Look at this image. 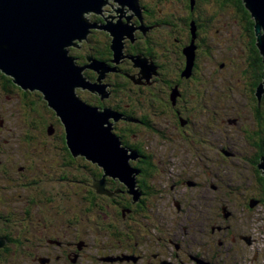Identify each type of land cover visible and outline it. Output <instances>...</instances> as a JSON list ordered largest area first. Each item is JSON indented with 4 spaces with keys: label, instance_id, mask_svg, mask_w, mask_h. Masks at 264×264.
Wrapping results in <instances>:
<instances>
[{
    "label": "flooded vegetation",
    "instance_id": "flooded-vegetation-1",
    "mask_svg": "<svg viewBox=\"0 0 264 264\" xmlns=\"http://www.w3.org/2000/svg\"><path fill=\"white\" fill-rule=\"evenodd\" d=\"M108 4L109 8H114V3ZM125 6L117 9L120 15L128 11ZM136 7L138 10L129 7L131 15L126 14L119 20L129 21L128 27L132 29L129 40L123 43V59L118 63L110 60L112 36L104 28V22L108 21L105 14L110 13L106 7L105 11L101 9L100 15L91 16L95 20L92 21L94 28L104 29L101 33L90 30L86 43L79 48L85 50L84 53L75 51L79 55L76 61L85 65L88 58H95L106 63L110 69L103 80L110 92L109 98L103 101L106 107L112 106L117 98L140 99L137 101L146 109L145 117L153 120V128L156 127L159 134L157 140L171 145L178 161L192 159L195 170L187 168L190 162L183 167L175 162L170 171L165 168L167 153H148V157L121 141L122 146L130 149L128 154L133 155L129 163L139 168L130 164L136 170L134 187L105 172L103 177L94 178L91 185L83 175L74 178L75 175L69 173L75 169L65 158L57 161L50 153L43 154L44 158L34 154L25 156L2 139L0 210L5 214L0 211V224H13L14 238L0 239V263L248 262H245L244 245L252 239L245 231H238V224L208 220V202H221L212 214L224 219L228 215L223 210L224 202L230 204L220 194L208 197V190L225 191L228 195L236 193L235 202L247 212H252L256 203L264 206V171L256 166L264 144L260 139L264 134V93L257 99L250 88L259 75L260 55L257 50L255 56L252 55L251 37L238 21L230 15L213 12L212 7L208 9V0H136ZM164 13L169 16L164 17ZM110 23L115 24V21H108ZM92 44L95 47L87 51L86 47ZM136 56L146 60L149 76L144 73L145 68L135 65ZM188 61L190 67L186 71ZM83 74L91 82L98 77L97 71L91 68ZM169 78H172L174 91L170 98L164 89ZM113 79L122 83L116 84ZM125 86L126 94L120 91ZM222 91L227 97H233V93L241 95L244 98L241 105L234 98L224 104ZM78 95L87 100L100 98L93 92L83 95L78 92ZM86 99L90 105L98 107ZM0 105L5 108L0 110L1 133L8 125L4 116H10L9 103L5 104L1 95ZM21 115L23 113L19 117ZM242 118L248 120L236 124ZM111 122L113 127L114 124L127 125L122 116ZM231 124H235L242 136L246 152L240 153L236 138L225 131L233 128ZM140 126L152 134L147 124ZM170 128L171 134L166 132ZM139 137L144 147L150 142L147 137ZM208 150L223 162H227L229 156L240 158L250 169L252 185L227 186L230 176L221 178L208 168L211 161ZM148 162L151 163L149 168L140 165ZM94 164L99 171L102 169L98 163ZM105 178L109 182L106 183ZM201 189L205 192L197 191ZM241 189L246 192L241 194ZM186 212L190 216L182 218ZM261 253V248L257 247L252 258L255 263L264 264Z\"/></svg>",
    "mask_w": 264,
    "mask_h": 264
},
{
    "label": "water",
    "instance_id": "water-1",
    "mask_svg": "<svg viewBox=\"0 0 264 264\" xmlns=\"http://www.w3.org/2000/svg\"><path fill=\"white\" fill-rule=\"evenodd\" d=\"M117 2L115 24L105 22L111 33L115 58H123V37L131 36L132 29L119 22L123 15H116L124 5L138 10L136 0H113ZM255 24L257 45L264 63V0H243ZM107 0H0V70L12 76L14 82L24 89L39 90L51 108L56 111L65 126L67 144L73 155H84L98 163L105 175L119 178L131 188L135 185L136 170L129 163L130 149L122 146L120 138L113 132L110 118L120 116L110 108L100 109L82 100L76 88L97 91L104 99L110 95L108 85L101 84L107 64L88 58L89 64L80 67L70 54L68 46L79 49L75 40L87 38L90 28L96 25L84 13L101 14ZM109 5V4H108ZM116 6V5H114ZM127 12V11H126ZM131 15V14H130ZM129 15V16H130ZM102 28V29H104ZM97 29V28H96ZM75 41V42H74ZM86 41V40H85ZM124 53V52H123ZM135 65L144 69L149 76L147 62L141 56L134 58ZM83 68L97 71L95 83L87 80ZM115 68V67H113ZM264 93V80L257 90L260 99ZM115 121V120H114ZM259 167L264 171V157Z\"/></svg>",
    "mask_w": 264,
    "mask_h": 264
},
{
    "label": "trees",
    "instance_id": "trees-1",
    "mask_svg": "<svg viewBox=\"0 0 264 264\" xmlns=\"http://www.w3.org/2000/svg\"><path fill=\"white\" fill-rule=\"evenodd\" d=\"M208 7H209L208 9L212 7L211 9H213V12H216L217 14L230 15L231 17H234L235 20L238 21V25L242 29H245L246 35L251 37L252 41H250V43L252 48L251 49L252 55L255 56V51L257 50L260 57H259V64L257 69L259 71V75L257 76V78L255 77V79L252 81L250 88L253 90V92H255L257 99H259L257 96V90L260 84L264 80V63H263L262 54L257 45V36L254 28L255 21L251 16L250 11L246 8L243 0H208ZM163 16L167 17L169 16V14L164 13ZM111 50L113 51L112 48ZM70 54L75 58L79 57V55L75 53L74 50L71 51ZM95 56H97V54ZM114 58L115 56L113 51L111 53V59H110L111 63L114 62L113 61ZM167 62H169V60H167ZM167 65L169 66V63ZM189 67H190V62L188 61L185 70L188 71ZM114 81L116 82V84L122 83L121 81L118 80H114ZM122 85L124 86V84ZM126 88H127L126 86L124 88H120V91L126 94L127 93ZM0 89H1L0 90L1 100L5 101V104L7 103L12 104L10 102V99L7 98L8 96H10V98L12 97L11 100L17 99L20 108L23 109V115L19 117V121L20 124L24 127V130L22 134L19 136L20 138L19 142H21L20 144L25 146L26 148L34 146V148L31 147L30 151L23 152L25 156H30L34 154V155H41V158H44L43 154L50 153L57 161H60V159L65 158V160H67L66 162H69L71 168L75 169L74 172L70 171L69 173L70 174L73 173L75 175L74 178L83 175L85 180L89 182L91 185L93 183L94 178L96 177L101 178L104 176V169L102 168L103 171L102 169H100L99 171L97 166L94 163H92V161L89 160L86 156L73 155L67 144L65 126L62 123L60 117L56 114V111L49 106L48 101L44 98V94L41 91L22 88L20 85L14 82L12 76L5 74L1 70H0ZM164 89L166 91L167 97L169 98L173 97L174 91L172 87V78H169V80L165 82ZM107 98H109V96L104 99ZM104 99L100 97L99 99L93 98V100L92 99H88V100L86 99V100L97 105L98 108L103 109L106 108V104L103 102ZM126 100L125 99L120 100L119 98H117L116 100H114V104L112 106L107 107L114 110L118 114H121L119 116H122V119H125V121H127L126 122L127 125L118 124L115 126L114 124L112 130L115 133V135H117L120 138L121 141L127 144L126 146L128 147L132 146L138 151V153L150 157L148 153H153V152L148 150L147 147L145 148L143 146V141L140 140L139 138V135L142 133L141 130L144 131V129H142V127L140 126L141 123L147 124L148 127H150L149 129L153 135L159 136V134H157L156 127L153 128V120L145 117L147 114L146 109L141 108L139 101H137L140 99L134 100L132 98L131 101L128 98V100L127 101ZM19 101H21V103ZM16 127L19 126L17 125ZM54 129H56V131ZM262 130H264V128ZM144 133L146 132L144 131L143 134ZM260 139L261 141H264V134L260 135ZM263 157H264V144H263V151L261 152V156L260 158H258L259 161L256 164V166L259 169H260L259 164ZM130 164L134 167L136 166V164H134L133 162L131 163V161ZM150 164H151L150 162L144 164L140 163V165H142L143 168H149ZM135 168L138 167L136 166ZM43 169H47V168H43ZM105 182L106 183L109 182V179L105 178ZM263 185H264V180H263ZM1 214H5V213H2L1 211ZM13 227L14 226L11 223L0 224V239H3L5 237L7 239L14 238ZM4 264L6 263L4 262Z\"/></svg>",
    "mask_w": 264,
    "mask_h": 264
},
{
    "label": "rangeland",
    "instance_id": "rangeland-1",
    "mask_svg": "<svg viewBox=\"0 0 264 264\" xmlns=\"http://www.w3.org/2000/svg\"><path fill=\"white\" fill-rule=\"evenodd\" d=\"M110 1L112 3H114V5H116V6H114L113 9H116V7H121V5H117V2H113V0H107V2H110ZM106 7H108V9L110 11H112V9L109 8V5L107 3L102 5L101 9L105 11ZM125 7H126V9H128L127 6H125ZM129 12H130V9L127 12H125L124 16L126 14L130 15ZM100 13H101V11H100ZM107 14L109 16H110V14L112 16H115V11H113L111 13H106L105 14L106 17H107ZM84 15L90 21H95L91 18V16H94V15L98 16L99 14H96V13H93L92 11H90V12H88V14L84 13ZM116 15H119V13H117ZM122 18L123 17H121L120 20ZM117 19H118V17H114L112 19V21H115ZM110 20H111V18H108V21H110ZM124 24H126V21L124 22ZM127 24L130 25L129 23H127ZM104 25H105V22H104ZM90 30H94L98 33H101L100 30H102V29L90 28ZM122 37L124 38L123 42H124V40H129V38H126V35H124ZM85 40H86V38L80 40L79 43H78V40H75V41H76L78 46L82 47V44L86 43ZM94 47L95 46L93 44L89 45L86 47V50L89 51V48L91 49ZM67 48L71 49L70 53L73 50L78 51V52H82V53H84V51H85L83 49H78L76 47H73L72 45L68 46ZM121 53H122V55H125L123 53V49H122ZM121 59H123V58H121ZM119 61H120V59H119ZM87 64H89L88 61L85 65H87ZM78 65L80 67H82L84 64L78 63ZM86 69H88V68H83L82 73H84L86 71ZM106 73L107 72H105V74ZM103 80H104V78L99 79V82L101 84H106ZM95 82H96V80L92 83H95ZM106 85H108V84H106ZM76 90L78 92H80L81 95H83L86 92H91L87 88L82 89V87H77ZM94 93L98 94L97 91H94ZM221 93H222V95H221L222 102H224V104L226 102H231L232 98H234L236 100H239V105H241V103L244 99V98L242 99L241 95H239L238 93H233L232 94V95H234L233 97L232 96L227 97V93H223V91ZM10 102L12 103V104L9 103L10 116L8 114H6L7 117L4 116L5 119L8 121L7 122L8 125H6L5 128H3L1 130L0 145L3 143L2 139H5L8 142H10V145H13L15 147V149L17 148L16 151L18 153L30 151L31 147L34 148V146L26 148L25 146L17 143V141H19L18 136H20L24 130V127L20 124V121H19V115L21 113H23V109L20 108V105L17 102V99L16 100H10ZM236 106H238V105H236ZM222 107H226V106H222ZM4 109L5 108H0V110H4ZM246 118H242V119L238 120V122H236V124L246 122L248 120ZM110 119H113V118L111 117ZM9 121L11 123H9ZM112 122H113V120H112ZM17 125L20 128L16 127ZM231 126L234 129L229 127V128H226L225 131L230 132L228 134L230 136H233L234 138H236L235 142L237 144L236 147H237L238 151L240 153L246 152V150H245L246 148L244 146L243 138L240 135V133L238 132V129H236L235 124H233V125L231 124ZM235 129L237 130V132ZM141 132H144V131L141 130ZM166 132L171 134L172 133L171 128ZM139 136L147 137L150 140L151 143L148 142L145 145V148L147 147L148 150H150L154 153H160V151L167 153L166 154V161H165V168L166 169H170V171H172V169H174L175 162H177V164H179V167H183L184 164H187L188 162H190L189 164H187V166H188L187 168L190 170H195L194 162L192 159H188L186 161H183V160L178 161L179 158L176 157V155H174L172 146L168 145V143H164V141H162V139L157 140L158 135H153V134L149 135L148 133L143 135V133H142ZM6 146L9 147L8 144H6ZM208 156L211 158V161L210 160L208 161V168L211 171L213 170V172L217 173V175H219L221 178H223V177L225 178L226 176H230L231 181H229V184L226 183L227 186L230 187V186H237V185L242 184L240 187H244L243 184H247V183H250L252 185L253 180H252L251 175H250V169L246 165L245 162L240 160V158L229 156L230 159L227 160V162H223L215 155V153L213 151H209V150H208ZM261 170H262V168H261ZM218 173H220L222 176ZM170 179H172L171 175H170ZM213 180L216 182L215 179H213ZM250 188L252 191V189L254 188V185ZM197 191H200L202 193L205 192V190H203V189L197 190ZM244 192H246V189H243V190L241 189V194H243ZM215 194H220V196L222 198H224L226 201H229V203H230L229 205L225 204V202H224L225 208H223V210H226L228 215H227L226 219H224L222 216H218V217L215 216L214 214H212V211L215 212V207H217L219 204H221V202H217V204H213L212 202H208V220L213 221V222H215V221H219V222L220 221H227L229 223L231 222L233 225H237V224L240 225L239 227H237L238 231H240V232L245 231L247 233V236H249L250 240L252 239L249 244H245V245L243 244L246 247V253L244 254L245 259H246L245 262L248 260V262H246V264H248V263L249 264H259L258 262L255 263L252 258H253V255L255 254V251L257 250V247L261 248V251H262L261 255L264 257V206H261L260 203H256L253 207L254 208L253 211L247 212V211H244L242 208H240L239 205L235 202L236 198L234 195H237L236 193L234 194V192H232L228 195V193L226 194L225 191L224 192L218 191L216 193L215 192L212 193V192H210V190H208V197H213ZM249 194H250V192H249ZM184 208L189 210L188 205H185ZM247 215H249V217H247ZM185 216L187 217L190 215L187 212L184 213L183 215H181L182 218H185ZM195 222H199V220L195 221ZM251 229H252V231H249ZM216 233H218V231H216ZM216 242L217 241L215 240L214 243L216 244ZM201 258H204V256H202Z\"/></svg>",
    "mask_w": 264,
    "mask_h": 264
}]
</instances>
